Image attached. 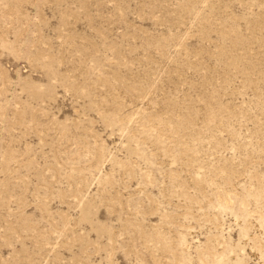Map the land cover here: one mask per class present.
<instances>
[{"label":"rangeland","instance_id":"1","mask_svg":"<svg viewBox=\"0 0 264 264\" xmlns=\"http://www.w3.org/2000/svg\"><path fill=\"white\" fill-rule=\"evenodd\" d=\"M0 264H264V0H0Z\"/></svg>","mask_w":264,"mask_h":264}]
</instances>
